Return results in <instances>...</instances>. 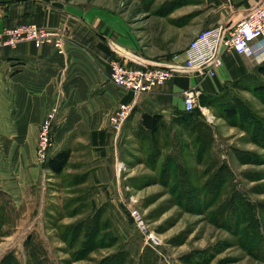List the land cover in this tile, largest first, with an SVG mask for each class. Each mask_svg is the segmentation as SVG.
Listing matches in <instances>:
<instances>
[{
  "label": "rangeland",
  "instance_id": "obj_1",
  "mask_svg": "<svg viewBox=\"0 0 264 264\" xmlns=\"http://www.w3.org/2000/svg\"><path fill=\"white\" fill-rule=\"evenodd\" d=\"M19 1L63 9L107 7L128 21L141 51L152 60L161 51L188 47L192 40L188 31L202 23V11L212 16L219 3L233 2L208 0L207 8L205 0H0V4ZM188 11L200 15L191 22L185 17ZM262 87V77L243 80L229 97L205 111L199 133L183 131L170 121L169 131L158 136L157 148L138 126L125 130L116 148L125 197H99L107 188H99L89 165L77 159L61 175L37 160L45 179L41 195L31 190L16 207L0 187V264L10 252L27 264L29 235L46 249L53 264H97L118 253L125 264H140L148 251L158 257V264H264ZM233 107L237 114L229 118L225 112ZM0 183L5 185L2 178ZM98 208L102 232L97 247L85 260H76L81 243L66 240L68 227L92 219ZM130 208L140 211L147 228L161 241L157 251L136 229L127 214ZM124 250L128 254L121 253Z\"/></svg>",
  "mask_w": 264,
  "mask_h": 264
},
{
  "label": "crops",
  "instance_id": "obj_2",
  "mask_svg": "<svg viewBox=\"0 0 264 264\" xmlns=\"http://www.w3.org/2000/svg\"><path fill=\"white\" fill-rule=\"evenodd\" d=\"M261 1L233 0L229 6L219 3L212 16L210 11H202V23L188 31L189 39L206 28L236 25ZM205 4L207 8L208 0ZM226 7L231 10L228 12ZM192 12L185 16L191 17V22L196 14L200 15L199 11ZM30 24L49 32L60 29L65 55L50 44L40 48L32 43L0 48V178L5 183H0V187L16 207L27 200L31 190H37L39 195L44 191V172L36 162V149L41 125L53 108L57 107L58 113L53 122L54 143L49 158L69 150V163L74 158L88 164L93 181L99 183V188H107L99 192V197L121 198L126 192L120 184L116 148L125 130L139 127L144 113L159 114L170 123L178 111L185 112V93L190 91L200 93L202 101L199 98L197 105L205 115L214 105L210 102L224 95L225 87L235 91L243 80L261 77L258 69L264 63V55L252 58L225 54L214 77L177 72L152 93L134 95L110 81L112 58L137 65L179 64L185 58L187 46L167 53L161 51L152 60L141 51L139 38L128 21L107 7L63 9L33 1L0 4V33L6 28ZM201 102L209 104L201 106ZM122 103L132 104L133 112L122 131L116 133L109 117ZM84 149L90 153L84 155Z\"/></svg>",
  "mask_w": 264,
  "mask_h": 264
},
{
  "label": "built area",
  "instance_id": "obj_3",
  "mask_svg": "<svg viewBox=\"0 0 264 264\" xmlns=\"http://www.w3.org/2000/svg\"><path fill=\"white\" fill-rule=\"evenodd\" d=\"M24 43H32L36 48L52 45L60 55H65L64 36L58 29L55 32L35 24L6 28L0 33V48H16ZM225 54L258 58L264 55V0L252 8L248 14L232 27L215 26L201 31L188 45L185 58L179 64H132L112 58L109 61L110 81L134 95L152 93L157 87L171 80L177 72H194L199 77H214L223 63ZM200 98L198 91L185 93L184 111L192 112ZM133 112L132 104L122 103L109 117V123L116 133H120ZM58 108L51 110L42 123L37 147V160L48 161L53 143V122ZM128 216L136 229L145 238V243L156 251L161 241L151 232L139 210L130 208Z\"/></svg>",
  "mask_w": 264,
  "mask_h": 264
},
{
  "label": "trees",
  "instance_id": "obj_4",
  "mask_svg": "<svg viewBox=\"0 0 264 264\" xmlns=\"http://www.w3.org/2000/svg\"><path fill=\"white\" fill-rule=\"evenodd\" d=\"M259 74L262 78H264V63L258 69ZM238 86V83L235 84ZM264 90V87H262ZM232 87H225V93L222 96L216 97L210 104L214 102L223 101L224 97H229L230 90ZM201 98V97H200ZM202 101V98H201ZM209 103L201 102V106H207ZM225 114L229 117H235L237 112L233 108L226 110ZM201 119L203 120V114L201 113L200 109H195L192 112H181L178 111L177 117L172 120L174 124H176L181 130L183 131H190L192 133L200 132L199 126L202 125ZM138 130L143 133L144 135L150 137V142L152 146L158 145V136L162 132H168V123L164 120V118L159 115H150L144 113L142 118L139 122ZM94 136V134H93ZM71 157V152L69 150H63L57 153L55 156L48 159L45 167L50 170L52 173L56 175H61L64 170L66 169L69 160ZM4 194V193H2ZM5 195V194H4ZM1 206V205H0ZM2 207V206H1ZM0 207V208H1ZM2 209V208H1ZM101 208L96 209L95 213L92 216V219L89 217L80 223L68 227V235L69 237L66 239L72 244H76L80 241V248L74 256L76 260H85L86 256L94 251L97 247L98 240L100 237V233L102 232L101 225L99 220L97 221L99 215L98 213L101 212ZM118 241L117 237L114 239V244ZM26 248L28 249V262L27 264H53L49 257L46 249L42 245H38L35 242V238L32 235H29L25 241ZM121 253L128 254L127 251H123ZM158 257L154 256L152 251H148L147 253H143L141 256V263L143 264H158ZM1 264H21V262L17 259L14 253L10 252L6 254L5 258L2 260ZM97 264H125L124 258L120 253L111 255L110 257L104 259L103 261L98 262Z\"/></svg>",
  "mask_w": 264,
  "mask_h": 264
}]
</instances>
